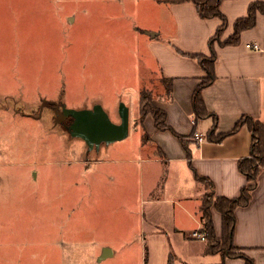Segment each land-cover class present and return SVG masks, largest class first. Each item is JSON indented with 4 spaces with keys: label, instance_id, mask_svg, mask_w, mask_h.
I'll use <instances>...</instances> for the list:
<instances>
[{
    "label": "rangeland",
    "instance_id": "rangeland-1",
    "mask_svg": "<svg viewBox=\"0 0 264 264\" xmlns=\"http://www.w3.org/2000/svg\"><path fill=\"white\" fill-rule=\"evenodd\" d=\"M157 2L0 0V264H181L168 206L140 202L139 168L126 161L139 134L88 149L54 112L99 103L118 123L122 102L130 129L141 88L156 105L165 88L134 34L160 25ZM136 69L131 90L123 79ZM85 158L107 161L77 163ZM199 184L200 203L214 201ZM158 209L165 226L150 230ZM113 239L126 240L128 259L97 263L94 251Z\"/></svg>",
    "mask_w": 264,
    "mask_h": 264
},
{
    "label": "crops",
    "instance_id": "crops-1",
    "mask_svg": "<svg viewBox=\"0 0 264 264\" xmlns=\"http://www.w3.org/2000/svg\"><path fill=\"white\" fill-rule=\"evenodd\" d=\"M251 1L254 0H221L220 10L228 22L223 38L232 33L234 20L246 15ZM156 8L154 16L160 25H153V31H147L155 35L145 33V38L140 34L134 36L139 41L137 46H145L150 58V64L146 63L147 68L159 72L164 88V81L170 80V91L164 89L165 94L156 100V106L165 113L169 129L156 130L150 114L142 122L134 121L132 128L128 129L127 135L132 132L139 134L137 141H134V156L126 161L139 168V182L143 181L140 185L144 186L140 192V202L152 206H168L167 234L175 237L181 246L180 253L179 250L176 252L181 264H244L241 258H223L218 253H205V243L189 237V233L202 227L200 196L203 189L195 180V174L212 181L215 196L236 197L245 184V177L238 170L237 164L240 158L249 157L250 154L251 134L248 127L241 125L220 140L209 139L208 133L213 126L214 136L230 131L243 115L264 124V13L257 14L254 27L241 32L238 44L222 47L215 45V79L201 90L204 105L208 112L214 114L215 119L207 116L195 121L191 95L205 73L195 59L180 55L171 44L184 52L209 54L208 39L221 21L216 17L200 18L191 1L158 0ZM254 44L257 47L253 48ZM130 75L123 82L132 90L139 71L136 69ZM95 104L99 103L84 109H91ZM103 110L107 112V109ZM127 110L129 112L128 107ZM143 132L147 136L144 140ZM193 132L205 136L203 143L196 144ZM106 161L85 158L77 163L86 165ZM103 185L101 182L98 193ZM161 213L158 209L155 219L149 220L150 230H156V226L159 229L165 226L160 221L163 216ZM211 216L215 234L219 236L221 218L213 207ZM234 217L233 245L252 259L253 264H264V167L257 177L248 204L236 207ZM161 223L162 226L159 225ZM144 227L145 222H142L138 227L140 234ZM125 244L126 240L122 239L110 242L103 240L99 249L93 253L94 260L97 263L106 262L119 255L127 260L123 252Z\"/></svg>",
    "mask_w": 264,
    "mask_h": 264
},
{
    "label": "trees",
    "instance_id": "trees-1",
    "mask_svg": "<svg viewBox=\"0 0 264 264\" xmlns=\"http://www.w3.org/2000/svg\"><path fill=\"white\" fill-rule=\"evenodd\" d=\"M191 1L195 5L197 15L202 18H219L220 24L217 26L214 34L208 39L209 54L200 52H184L171 44L174 50L183 56H188L197 61L199 66L204 71L202 76L194 88L191 95V104L194 113L195 121L199 118L212 116L214 114L208 112L203 99L201 97V90L210 85L215 79L214 62L216 58L215 45L220 47L226 45H236L239 42L240 34L242 31L251 29L256 23L258 13H264V0L251 1L247 6L245 16L238 17L232 24V33L225 39H221L222 33L227 27V18L220 10L221 0H174ZM165 89L170 91V80H165ZM150 114L154 120L155 129L158 131L169 129L165 121V113L162 109L152 103L151 97L144 88L139 91L138 100V120L142 122L144 117ZM241 125H246L251 134V145L249 157L240 158L238 160V170L245 177V184L240 188L239 194L236 197L215 196L214 201L209 200V196L200 203L201 223L202 227L199 232L205 234V253L214 254L218 253L220 256L241 258L244 264H253L252 259L248 258L245 254L233 253L232 249L236 247L232 242L233 228L235 223L234 209L238 206H245L248 204L251 193L257 184V177L264 167V124L258 119L248 115L241 116L233 128L225 133H218L214 136V126L208 133V138L211 140H220L224 136L235 132ZM146 133H142V139L146 138ZM182 141V138L178 136ZM195 180L201 183L205 189H208V195H215L214 186L212 181L205 177L195 174ZM214 208L220 214L221 218V233L219 236L215 234L211 208Z\"/></svg>",
    "mask_w": 264,
    "mask_h": 264
},
{
    "label": "water",
    "instance_id": "water-1",
    "mask_svg": "<svg viewBox=\"0 0 264 264\" xmlns=\"http://www.w3.org/2000/svg\"><path fill=\"white\" fill-rule=\"evenodd\" d=\"M153 36L152 32H146ZM55 108L56 122H62L70 118V134L73 137L80 138L87 148H99L100 144H109L125 138L128 134V110L121 103L119 107V122L111 121L107 112L99 104H95L91 109H70L61 107Z\"/></svg>",
    "mask_w": 264,
    "mask_h": 264
},
{
    "label": "built area",
    "instance_id": "built-area-1",
    "mask_svg": "<svg viewBox=\"0 0 264 264\" xmlns=\"http://www.w3.org/2000/svg\"><path fill=\"white\" fill-rule=\"evenodd\" d=\"M252 47L255 48L257 46L254 44ZM192 137L197 145H200L205 140V136L198 132H193ZM191 236L199 240H205V234L203 232L195 230L192 232Z\"/></svg>",
    "mask_w": 264,
    "mask_h": 264
},
{
    "label": "flooded vegetation",
    "instance_id": "flooded-vegetation-1",
    "mask_svg": "<svg viewBox=\"0 0 264 264\" xmlns=\"http://www.w3.org/2000/svg\"><path fill=\"white\" fill-rule=\"evenodd\" d=\"M67 119V118H66Z\"/></svg>",
    "mask_w": 264,
    "mask_h": 264
}]
</instances>
